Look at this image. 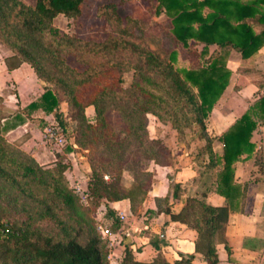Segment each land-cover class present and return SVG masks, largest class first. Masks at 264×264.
<instances>
[{"label": "trees", "instance_id": "obj_1", "mask_svg": "<svg viewBox=\"0 0 264 264\" xmlns=\"http://www.w3.org/2000/svg\"><path fill=\"white\" fill-rule=\"evenodd\" d=\"M84 2L0 0V43L12 52L5 58L7 68L29 63L44 88L28 107L53 113L57 124L74 135L78 147L90 152L89 202L83 204L65 174L68 164L63 155L44 167L7 140L3 121L10 113L0 95V264H113L92 213L105 205L116 231L122 220L109 202L129 199L136 211L154 180L149 164L173 162L172 152L165 155L162 139L150 135L149 113L170 122L180 141L187 129L196 130L203 140L195 157L204 167L202 174L218 167L211 183L225 196V204L188 195L183 206L173 211L183 194L177 182H171L172 197L167 194L159 201V211L169 221L196 230L195 251L206 264H218V243L231 252L226 239L229 212L243 209L247 188L235 179V163L259 153L253 136L258 127L264 128V93L219 136L209 134L208 118L230 83V51L247 58L264 45V0H156L154 13L169 17L176 43L192 56L190 67L176 65L177 49L166 55L134 35L132 18L122 16L115 2L98 8V14L118 31L102 41L54 25L60 14L80 16ZM70 57L81 67L71 64ZM130 70L133 81L125 87L123 72ZM253 71L258 83L264 81V71ZM90 106L93 115L87 113ZM216 138L223 143L221 153L213 148ZM75 149L68 141L67 150ZM126 171L131 176L127 184ZM116 264L197 263L195 254L169 260L161 250L149 261L139 260L125 244Z\"/></svg>", "mask_w": 264, "mask_h": 264}, {"label": "crops", "instance_id": "obj_2", "mask_svg": "<svg viewBox=\"0 0 264 264\" xmlns=\"http://www.w3.org/2000/svg\"><path fill=\"white\" fill-rule=\"evenodd\" d=\"M5 58L6 56L0 59V95L4 98L5 108L10 116L3 121L6 127L4 135L8 141L30 153L40 164H44L51 154L54 156L42 137V124L51 113L42 107H28L32 101L41 97L43 85L29 63L23 62L19 67L9 70ZM227 67L232 70L230 83L208 118L207 129L213 136L221 135L264 93V81L258 83L255 80L257 74L253 71H264V45L247 58L232 49L227 58ZM11 84L15 89L12 92L6 91ZM89 108L93 107L90 106L87 110ZM37 116L41 118H34ZM253 139L258 144L259 153L253 159L235 163V179L247 188L243 209L229 212L226 239L231 252H228L224 243H218V264H264L263 127L255 130ZM197 140L195 148L193 143L179 140L178 150L172 149V163L149 164V169L154 171V180L138 210L132 211L129 199L109 202L123 223L116 231L113 230L118 234L114 247L117 244L120 246L119 259L125 244H129L139 260L149 261L161 250L169 260L179 258L183 253L195 254L197 264H206L203 255L195 251L196 230L179 221H169L159 211V201L167 194L172 197L171 182L179 183L183 189L180 199L172 206L173 211H178L183 206L188 195L204 197L215 205L226 203L225 196L218 193L211 183L212 174L218 167L210 170L208 174H202L204 167L195 159L198 148L203 144V140L198 137ZM213 148L221 153L223 143L216 138ZM87 171H90V166Z\"/></svg>", "mask_w": 264, "mask_h": 264}, {"label": "rangeland", "instance_id": "obj_3", "mask_svg": "<svg viewBox=\"0 0 264 264\" xmlns=\"http://www.w3.org/2000/svg\"><path fill=\"white\" fill-rule=\"evenodd\" d=\"M23 1L28 4H33L35 2V0ZM106 2L117 3L118 8L122 13V16L128 15L132 18V23H130V31L134 35L138 37H143L145 42H147L152 48L156 49L160 53H166V55H168L171 50L177 49L178 60L176 62V65L178 67H190L192 56L191 54H188L186 48H183L181 45H178L176 43L173 34L170 32L169 17L164 12L160 14L154 13V5L156 3V0H85L83 4V11L80 16L73 18L60 14L55 17L53 23L55 26L59 27L67 33L74 34L87 39L102 41L108 38L110 35L118 33L116 25H113L112 23L108 22L106 19H104L98 14L99 6ZM11 54L12 52L0 43V59L4 56L8 57ZM69 60L71 64L75 65L76 67H81L74 60V58L70 57ZM133 72V70L123 72V86H130L133 81ZM14 89L15 86L11 84L9 89H7L6 91L12 92V90ZM61 106L64 112L68 113V104L65 100H62ZM87 113L89 115L93 114V108H89L87 110ZM32 114L36 115L37 113L32 112ZM34 118L40 119L41 117L37 116ZM112 118H114V115H112ZM69 122L71 124H74V121L70 118ZM53 124H57V119L54 114L51 113L49 114V117L44 120V124H42L44 126L43 130H46L47 128L53 126ZM147 124L150 131V135L154 138L158 137L162 139L163 144L166 148L164 150L165 155H171L173 148H176V150H178V133L172 127L170 122H163L155 115L149 113ZM66 134L68 137V141L72 142L74 145V135L70 132H66ZM197 137L198 132L194 129L189 128L186 130L184 141L186 143H193L192 146L195 148V146L198 144ZM68 141L66 145H55L53 143L45 142L46 146H48V149L52 151L54 156L51 154L50 159L47 160L46 163L41 165L44 167L52 166L57 162L59 156L63 155L64 162H67L68 164L65 174L75 193L80 196V191H76L75 185H80L82 188L81 190L88 192L87 181L90 175V171L87 170L89 169L88 165L90 152L88 149L78 147L77 144L74 145V147L76 148L75 151H69L67 150ZM107 178L109 177L107 176ZM130 180V174L127 171L124 172L123 182L127 184L130 182ZM81 199L83 204H88V198L84 199L83 196L81 197ZM138 207L139 205L137 206V210ZM106 211L107 210L105 206L102 205L92 213L97 224V229L99 224H103L111 227V229L113 230V220L107 217ZM119 247V244L115 245V247L107 246L108 253L112 254L111 258L109 257V260L113 264L116 263V259L119 260ZM117 253L118 256L116 255Z\"/></svg>", "mask_w": 264, "mask_h": 264}, {"label": "built area", "instance_id": "obj_4", "mask_svg": "<svg viewBox=\"0 0 264 264\" xmlns=\"http://www.w3.org/2000/svg\"><path fill=\"white\" fill-rule=\"evenodd\" d=\"M43 139L45 140V142L53 143L55 145H66L68 141V137L65 130L62 128V126L58 124H53V126L44 130ZM75 188L76 191H80V193H78L81 197L84 196V199L88 198V192L81 190L82 188L80 185H75ZM98 231L100 232L101 236L107 240L108 247L114 246V242L118 236L117 232L113 231L111 227L103 224L98 225ZM108 257H111V253L108 255Z\"/></svg>", "mask_w": 264, "mask_h": 264}]
</instances>
